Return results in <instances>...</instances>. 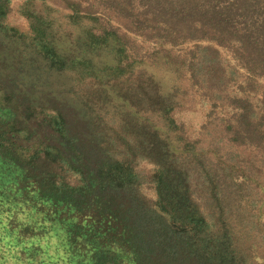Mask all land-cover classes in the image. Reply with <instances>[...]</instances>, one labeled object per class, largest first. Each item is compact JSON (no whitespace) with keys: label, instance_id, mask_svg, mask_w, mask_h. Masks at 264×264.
Returning a JSON list of instances; mask_svg holds the SVG:
<instances>
[{"label":"trees","instance_id":"16d2710c","mask_svg":"<svg viewBox=\"0 0 264 264\" xmlns=\"http://www.w3.org/2000/svg\"><path fill=\"white\" fill-rule=\"evenodd\" d=\"M63 1L67 32L31 7L19 30L0 0L1 239L16 264H264L259 158L240 152L264 150V0ZM219 47L246 72L232 93ZM150 55L219 108L216 142L177 122L175 94L140 67Z\"/></svg>","mask_w":264,"mask_h":264},{"label":"rangeland","instance_id":"374dc122","mask_svg":"<svg viewBox=\"0 0 264 264\" xmlns=\"http://www.w3.org/2000/svg\"><path fill=\"white\" fill-rule=\"evenodd\" d=\"M63 4V0H10V10L6 15L5 22L12 26H16L19 30L27 31L29 21L24 15L23 10L26 7H31L43 13L47 12L49 16L54 18L57 17L59 22L62 23L60 30H62V32H67L68 28L63 24L62 17L67 9L64 8ZM55 26H57L56 22ZM130 36L134 42V52L139 55L153 52L154 44L152 42L138 36L135 37L133 34H130ZM188 47L189 44H181L180 46L175 47V54L178 53V51L184 53L183 51ZM219 54L222 67L226 73V91L232 93L239 90L240 87H238L237 84L245 77V70L236 64L232 53L229 50L219 47ZM171 60L174 61L173 58H171ZM140 67H142L146 73L154 76V78L160 83L163 92L169 91V94H175L174 97L178 101V106H176L174 110L175 118L177 119V122L184 123V128L190 138H197L198 136L201 138L200 140L203 144L204 142L209 143V141L212 140L211 138H214L215 142L218 140L221 134L216 126L218 124L217 118H220L221 116L219 114L220 112H218L219 108H211L210 99L207 97L205 90L201 89L199 85L193 84V81L189 78L183 65L179 64V68L175 70V65L170 62V59H168L167 62L161 55H158L156 58L150 55L143 64H140ZM5 71L6 69L4 72ZM61 80L68 81L66 77H63ZM257 81L258 83L255 85L259 88L258 92H261L264 89V81L261 79ZM244 86H246V84H244ZM173 91L175 93H173ZM40 97H44L43 94H41ZM39 99L43 102V99ZM50 100L58 101L55 97L48 99V101ZM111 100L115 101V98L111 97ZM211 110L213 112V118H211V120L212 122H215L208 123V127L205 129L203 128V125L207 121L208 112ZM76 111V108H74L72 113L76 114ZM240 152L247 158H250V155L252 157L253 155L256 156L254 157L255 161L259 158V162H255V173L258 182L262 185L261 191H264V162L260 158V155H264V150H251L250 148H247L246 150L241 148ZM139 167L143 172H146L151 169V164L143 162ZM143 191L147 196L151 198L153 197V191L148 185L143 186ZM0 219H3V216H1ZM5 224V220L3 223L0 222V264H16L17 260L14 258V255L16 253L19 255V250L14 245H5L7 240L1 239L4 232H7L6 230L9 228Z\"/></svg>","mask_w":264,"mask_h":264}]
</instances>
